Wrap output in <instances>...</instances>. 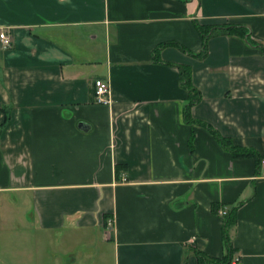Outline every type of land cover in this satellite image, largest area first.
<instances>
[{
	"label": "crops",
	"instance_id": "1",
	"mask_svg": "<svg viewBox=\"0 0 264 264\" xmlns=\"http://www.w3.org/2000/svg\"><path fill=\"white\" fill-rule=\"evenodd\" d=\"M0 29V264H264V0H0Z\"/></svg>",
	"mask_w": 264,
	"mask_h": 264
},
{
	"label": "built area",
	"instance_id": "2",
	"mask_svg": "<svg viewBox=\"0 0 264 264\" xmlns=\"http://www.w3.org/2000/svg\"><path fill=\"white\" fill-rule=\"evenodd\" d=\"M10 36H8L4 31H2L0 29V45L3 48H7L10 45ZM94 90H93V94H94V99L95 101L99 102L100 104L106 105L108 103H110L111 101V97L109 94V90H110V83L108 80H101L98 78H94ZM261 163H264V158L261 159ZM218 212L226 213L224 208L219 209ZM107 225L110 226L111 225V221L109 220L107 222ZM236 264H240V262H237Z\"/></svg>",
	"mask_w": 264,
	"mask_h": 264
},
{
	"label": "trees",
	"instance_id": "3",
	"mask_svg": "<svg viewBox=\"0 0 264 264\" xmlns=\"http://www.w3.org/2000/svg\"><path fill=\"white\" fill-rule=\"evenodd\" d=\"M199 29L201 30V34L203 36H206V33L203 31L201 26H199ZM180 68H181L180 69L181 70L180 78L182 80V84L185 87L186 91H189L190 93L192 92V94L194 93L197 96L193 100H192V98L188 99V102L186 104L187 105L186 109H188V107H189V105H191L192 101H196V100L198 101L199 100V92L195 91L193 85L191 84L190 77H188V74H190L188 66L187 67L186 66H180ZM189 97H190V95H189ZM223 226H224V232H225L224 239L226 240L227 246H230L229 241L226 238V236H227V234H226L227 227L225 226V224H223ZM229 249H230V247H229ZM196 254L198 256L199 263L223 264V263L226 262L225 260H222V259L221 260H215V259H213V257H205L204 255L200 254L198 251L196 252Z\"/></svg>",
	"mask_w": 264,
	"mask_h": 264
}]
</instances>
